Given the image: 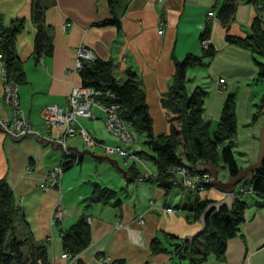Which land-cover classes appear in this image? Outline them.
<instances>
[{"label":"crops","instance_id":"crops-1","mask_svg":"<svg viewBox=\"0 0 264 264\" xmlns=\"http://www.w3.org/2000/svg\"><path fill=\"white\" fill-rule=\"evenodd\" d=\"M223 1L115 0L110 8L106 0H39L44 6V20L49 26L53 49L50 55L36 61L32 53L36 28L31 20V0H0L4 22L15 17L25 19L24 28L15 39L25 82L18 84L16 91L19 106L36 133L12 140L0 131V179H5L10 186L19 209L14 216V232L17 237L27 239L24 254H28L31 240L35 244L46 243L48 257L59 262L61 232L82 212L87 214L90 225V243L69 264H76V259L82 264L104 261L116 264L118 260L125 264H169L168 254L150 252L149 241L163 231L187 237L202 229L201 220H192L180 208L182 203L204 198L219 201L225 198L223 192L210 187L186 194L182 188L172 187L165 194L161 187L145 180L135 178L128 182L125 169L98 155L100 147L93 148L97 154L78 149L73 142L78 137L65 139L66 147L74 156L72 165L62 170L60 188L40 189L37 186L40 178L63 161V151L53 141L60 129L46 131L40 110L49 104L65 105L70 87L80 83L74 65L77 48L84 46L96 57L111 60L117 78L124 79L127 70L136 73L145 92L154 133H166L168 123L160 99L174 73V60L182 59L187 53L200 55V36L210 24L216 54L202 66L206 69V79L199 76L197 66L186 70V87L188 91L196 86L207 90L204 115L216 125L227 94H237V133L235 138L223 142L220 150L230 148L239 167L254 162L259 154L258 136L264 125V113L252 121L255 104L264 93V88L258 85L256 60L264 62V56L228 42L226 35L247 37L251 34L256 10L251 3L239 2L234 20L224 26L218 18H207V12ZM112 16L120 23L119 31L113 24H104ZM159 20L163 23L161 34L157 32ZM2 68L0 61V95ZM0 114H9L3 103H0ZM93 114L94 118L88 120L99 118L103 123L101 110L94 108ZM84 123L88 129L89 121ZM88 131L96 138L94 129ZM101 140L119 144L108 138ZM144 159L152 163L149 158ZM99 161H106L109 166ZM144 166L139 169V175L155 172L154 165L153 170ZM224 175L221 179H228V170ZM93 183L115 190L120 205L92 203L85 208L84 199L92 193ZM249 195L252 198L241 197L247 202L245 218L237 235L227 242L225 259L211 256L202 264H264V205L257 204L255 197ZM166 207L173 210L167 213ZM56 209L60 213L55 217ZM50 233L51 244L47 242Z\"/></svg>","mask_w":264,"mask_h":264},{"label":"trees","instance_id":"trees-1","mask_svg":"<svg viewBox=\"0 0 264 264\" xmlns=\"http://www.w3.org/2000/svg\"><path fill=\"white\" fill-rule=\"evenodd\" d=\"M106 1L110 8L115 2ZM239 2L251 3L255 7L252 33L247 37L226 35V39L264 56V0H224L220 5L213 7L217 18L224 26H228L235 18ZM31 20L36 28L32 53L38 61L42 56L50 55L53 49L49 26L44 20V6L39 0H31ZM24 22V17H15L4 22L0 15V61L5 81L16 85L25 82L22 60L15 48L16 36L23 30ZM104 24H113L120 30V23L115 16L104 21ZM210 30V24H207L200 40L209 38ZM215 54L216 49L211 44L208 48L202 47L200 55L187 53L182 59L174 60V73L167 91L160 99L168 131L157 134L153 131L145 92L136 73L127 70L124 79H119L113 71V62L96 56L93 60H82L78 69L80 84L98 90L101 102L117 103L119 115L129 128L136 133L145 134L143 144L147 149L135 151L134 154L151 160L155 173L148 175L144 180L161 187L165 194H168L172 187L200 191L185 188L177 178L176 167L186 166L193 173L199 174L209 172L203 170V167L212 163L217 169L221 165L226 167L229 175H236L240 168L230 148L220 150L221 144L235 138L237 133V94H227L216 128L211 130V120L204 115L207 90L196 86L192 91H188L186 87V70L207 64L206 60H211ZM256 64L258 79L264 80V62L256 60ZM263 108L264 94L255 104L252 121H256L263 114ZM70 165L72 160L64 162L62 166L65 169ZM139 172V168L131 164L125 171L126 180L133 181L139 176ZM240 186L244 190L235 193L231 206L222 205L216 208L213 206L216 200L211 198L182 203L180 208L187 211L192 220L200 221L203 217L202 229L187 237L160 232L149 241L150 252L168 254L169 264H202L211 256L224 260L227 242L237 235L245 218L247 202L241 198L242 195L252 194L257 204L264 205V161L261 167L252 171L245 182L240 183ZM205 188L210 187L202 184V189ZM249 189L251 192H247ZM84 200L85 208L92 203H110L116 207L120 205L116 191L98 183L92 184V193ZM18 211L10 186L5 179H0V264H37L38 261L47 263L49 253L46 243L35 244L31 240L28 254H24L23 247L27 239L17 237L14 232V216ZM90 236L87 214L82 212L69 228L61 232L62 251L76 258L89 245ZM76 264L82 262L76 259ZM116 264L125 263L118 260Z\"/></svg>","mask_w":264,"mask_h":264},{"label":"built area","instance_id":"built-area-1","mask_svg":"<svg viewBox=\"0 0 264 264\" xmlns=\"http://www.w3.org/2000/svg\"><path fill=\"white\" fill-rule=\"evenodd\" d=\"M219 1V0H217ZM207 18H217L216 10L214 8L207 12ZM162 21H158L157 32L162 33ZM212 44L211 38H204L202 46L208 48ZM77 59L75 61V69H79L82 60H93L95 55L84 46H79L76 50ZM1 80L3 83V90L0 95V103L7 106L9 114H0V131L9 139L18 140L23 137L34 135L35 130L24 112L21 110L18 102V94L16 91L17 85L13 82H6L4 70L2 68ZM220 82H224V79H220ZM100 92L92 86L82 85L80 83L73 84L67 95L65 105L49 104L41 108L40 114L42 123L46 131L53 130L58 127L59 136L53 141L63 151L62 164L56 166L54 169L46 172L38 181L37 186L40 189L47 188H60V177L63 170V163L71 161L74 153L71 152L65 144L66 137H78L88 148L100 147L107 154L116 153L119 156L137 157L134 153L127 152L120 143L129 145L133 142V135L131 129L125 120L119 115V105L115 102H101L99 100ZM112 95V94H109ZM112 97V96H111ZM92 108H97L103 113V125L109 135L117 141L119 144H108L102 140H98L93 137L88 131L86 124H83L82 120L94 118ZM176 174L182 185L185 188L191 190H201L202 184H207L211 179L210 172H202L199 174L193 173L186 166L176 167ZM147 172H142L137 177L138 181H144L147 177ZM244 188L238 184L234 188V193L237 191H243ZM251 192V189L247 190ZM172 207H166V212H171ZM55 217L57 215H54ZM53 235L47 238L49 244L52 243ZM72 258L68 253L62 251L59 256V262H56L52 257H49L47 263L44 264H69ZM37 264H43L40 261ZM102 264H112L104 261Z\"/></svg>","mask_w":264,"mask_h":264},{"label":"rangeland","instance_id":"rangeland-1","mask_svg":"<svg viewBox=\"0 0 264 264\" xmlns=\"http://www.w3.org/2000/svg\"><path fill=\"white\" fill-rule=\"evenodd\" d=\"M162 28H163V24H162ZM163 30V29H162ZM163 32V31H162ZM201 41V46H202V42H203V39L202 40H200ZM203 47V46H202ZM202 53V52H201ZM198 68V71H199V76L201 77V78H204V79H206V76H207V74H206V69L204 70V67H202V66H197ZM258 85H260V87H262V88H264V80H260V83L258 84ZM264 94V93H263ZM262 94V95H263ZM92 110H93V108H92ZM210 120H212L211 121V125L212 124H215V123H213V119H210ZM85 121H89V128L88 129H90V131L91 132H93V129L95 130L94 132H95V134L97 135L96 136V138L99 140H101V138L102 139H105V140H107V138L108 139H111V140H114L110 135H109V133L105 130V128H104V125H103V123H102V120L101 119H96V120H88V119H86ZM82 122H83V124H85L84 123V121L82 120ZM216 128V124L213 126H211V130H214ZM131 132H132V135H133V142L132 143H130L129 145H126V144H123V143H120V145L122 146V148H124L127 152H129V153H132V152H135V151H138V150H145V149H147L145 146H144V144H143V141L145 140V134H139V133H136V132H134V131H132L131 130ZM115 141V140H114ZM75 144H76V146H77V148L78 149H81V150H89V151H94V153L95 154H97V149H91V148H88L85 144H83V142H82V140L81 139H79V138H75L74 139V141H73ZM117 142V141H116ZM109 144H111V143H109ZM98 155H104V156H107V157H109L110 159H114V160H116L117 161V164H118V166L119 167H121V168H123V169H125V171L128 169V167L131 165V164H134V165H140V166H138L139 167V169H140V171L142 170V168H145V166H144V164H146L147 165V167L150 169V170H153V164L152 163H150L149 162V160L147 159V160H145L144 159V157L142 156V157H129V158H125L124 156H119V155H117L116 153H114V154H107V153H105V151L102 149L99 153H98ZM99 162H101V163H103L104 165H106V166H109V164L106 162V161H99ZM142 167V168H141ZM227 172V168L226 167H224V166H220L219 168H218V176H219V178H223L225 175V173ZM155 173V172H154ZM178 178V177H177ZM184 190V192L186 193V194H193V193H195L196 194V192L195 191H187V189H183ZM119 192V191H118ZM244 198H248V199H250V198H252V196L251 195H249V194H247V193H244L243 195H242ZM151 203H152V200H149V204L151 205ZM59 208V207H58ZM166 212V211H165ZM56 215L58 216L59 215V209H56ZM168 213V212H167Z\"/></svg>","mask_w":264,"mask_h":264},{"label":"water","instance_id":"water-1","mask_svg":"<svg viewBox=\"0 0 264 264\" xmlns=\"http://www.w3.org/2000/svg\"><path fill=\"white\" fill-rule=\"evenodd\" d=\"M263 113H264V108H263ZM258 139H259L260 145H259V154H258L257 159L254 162H251L244 167H240L236 175H230L228 179L223 180L219 178L218 169L212 163H208L207 165L203 167V170H208L211 174V179L207 182V185L209 187L216 188L225 194V198L222 200L216 201V203L213 205L214 207L219 208L222 205L231 206L235 199L234 188L241 182H245L249 178L252 171L258 169L263 164V161H264V125L261 128ZM105 158L109 159L112 163L115 164L116 167H118L116 160L110 159L107 156ZM201 222L203 223V217L201 218Z\"/></svg>","mask_w":264,"mask_h":264}]
</instances>
